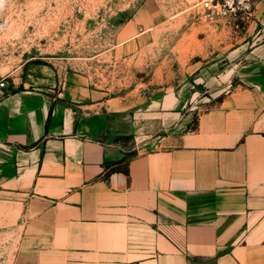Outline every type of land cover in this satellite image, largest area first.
I'll use <instances>...</instances> for the list:
<instances>
[{"label":"crops","instance_id":"1","mask_svg":"<svg viewBox=\"0 0 264 264\" xmlns=\"http://www.w3.org/2000/svg\"><path fill=\"white\" fill-rule=\"evenodd\" d=\"M229 35L227 89L192 127L181 115L189 88L133 109L71 75L12 80L0 97L11 264H264V0ZM128 110L176 124L124 159L108 134Z\"/></svg>","mask_w":264,"mask_h":264},{"label":"rangeland","instance_id":"2","mask_svg":"<svg viewBox=\"0 0 264 264\" xmlns=\"http://www.w3.org/2000/svg\"><path fill=\"white\" fill-rule=\"evenodd\" d=\"M200 2L0 0V72L8 87L30 75L57 82L71 75L133 109L156 91L189 88L181 115L183 125L192 127L197 113L215 105L227 89L221 73L227 60L224 42L234 43L229 34L253 19L209 17ZM158 118L128 110L110 123L108 135L124 159L137 152L133 146L145 137L160 135L159 127L167 133L176 124L170 115L161 117L166 125ZM6 239L0 236V264H11Z\"/></svg>","mask_w":264,"mask_h":264},{"label":"built area","instance_id":"3","mask_svg":"<svg viewBox=\"0 0 264 264\" xmlns=\"http://www.w3.org/2000/svg\"><path fill=\"white\" fill-rule=\"evenodd\" d=\"M259 0H201V8L206 15H228L235 20H244L248 22L253 18L255 6ZM8 89L7 76L0 72V97Z\"/></svg>","mask_w":264,"mask_h":264},{"label":"trees","instance_id":"4","mask_svg":"<svg viewBox=\"0 0 264 264\" xmlns=\"http://www.w3.org/2000/svg\"><path fill=\"white\" fill-rule=\"evenodd\" d=\"M122 160H120V161H117V162H121ZM105 169H106V167H105ZM112 169V168H111Z\"/></svg>","mask_w":264,"mask_h":264}]
</instances>
